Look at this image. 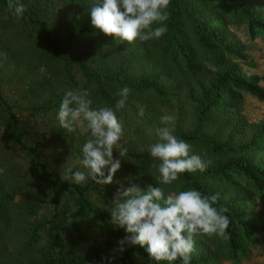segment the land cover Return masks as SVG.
<instances>
[{
    "label": "trees",
    "instance_id": "trees-1",
    "mask_svg": "<svg viewBox=\"0 0 264 264\" xmlns=\"http://www.w3.org/2000/svg\"><path fill=\"white\" fill-rule=\"evenodd\" d=\"M19 2L26 6L22 17L0 0V140L21 148L38 180L6 186L0 176V264H182L179 259L154 261L139 245L126 243L118 251V241L129 234L111 222L117 189L158 186L148 152L157 141L139 150L131 140L124 147L126 158L113 151V158L123 162L113 176L115 191L91 178L83 183L63 179L61 159L80 163L83 140L79 132L61 128L56 118L67 90L87 89L91 107L115 108L120 90L130 88L116 115L135 111L134 139L158 126L160 113L167 112L174 118L168 125L174 126V135L207 162L203 172H185L172 185H159L165 196L193 188L204 195L218 193L215 206L229 209L224 213L230 219L229 238L198 236L191 264L236 259L254 245L264 231L249 213L256 198L264 199V167L255 160L261 150L258 127L264 124L248 123L233 103L239 93L264 101V91L255 78L243 79L229 66L236 49L219 31L243 22L251 32L264 33V0H170L163 22L167 32L130 44L91 25L93 0ZM7 84L23 88L20 101L3 94L1 85ZM22 103L35 115H52L56 125L31 130L14 110ZM0 159L8 156L0 154ZM70 214L75 228L78 219L96 220L105 241L80 234L78 248L67 245L64 236L71 235V227L65 218Z\"/></svg>",
    "mask_w": 264,
    "mask_h": 264
},
{
    "label": "clouds",
    "instance_id": "clouds-1",
    "mask_svg": "<svg viewBox=\"0 0 264 264\" xmlns=\"http://www.w3.org/2000/svg\"><path fill=\"white\" fill-rule=\"evenodd\" d=\"M170 0H93L90 7L91 25L105 35L129 44L159 39L167 32L163 23L168 19ZM8 10L22 17L26 6L19 0H7ZM7 19V17H5ZM154 24L159 26L153 27ZM6 56V53L2 54ZM131 89L124 87L118 95L115 108H93L87 89L67 90L62 99L57 120L68 132L79 130L87 136L82 146L80 164L87 171L65 170L63 179L83 183L91 178L95 183L106 185L120 168V159L113 158V150L123 136V126L116 112L125 107ZM139 115H144L141 107ZM165 126L156 130L157 142L149 145L153 158L152 167L158 175L154 177L158 186L141 189L136 184L118 189L111 208V222L129 235L118 241V251L126 243L145 247L148 257L154 261L191 264L195 252L196 238L201 235L229 237L226 229L230 219L224 213L225 206L216 207L219 194L204 195L199 190L188 189L165 196L159 185H172L185 172H203L207 162L192 153V145L174 135V120L170 115L160 118ZM119 157L126 158L127 148H119Z\"/></svg>",
    "mask_w": 264,
    "mask_h": 264
},
{
    "label": "rangeland",
    "instance_id": "rangeland-1",
    "mask_svg": "<svg viewBox=\"0 0 264 264\" xmlns=\"http://www.w3.org/2000/svg\"><path fill=\"white\" fill-rule=\"evenodd\" d=\"M219 32L221 36L233 44L236 49V55L231 59L229 66L232 67L233 71L243 79L255 78L257 80L256 85L264 91V33L257 29L251 32L248 25L243 22L228 24L225 29L220 30ZM28 80H30V78ZM1 89L3 94L11 102L21 100L23 88H17V85L13 84H7L1 85ZM233 104L237 105L236 109L238 110V114H240V116H242V118L248 123L258 125L264 124V101L247 93H239ZM22 106L24 107H15L14 110L21 119L26 121L31 130L44 131L56 125L57 120L52 115H35L25 109V103H22ZM164 115L170 114L162 112L160 113L159 118ZM189 115L190 114L187 113V117H190ZM117 118L122 123L123 136L118 142L117 149L113 150L115 152L121 147L124 148L128 145L131 146L129 144L131 140H133V144L135 143V146H137L139 150H144L148 144L157 141L156 130L165 126H161L162 123L160 120L158 126L145 130L140 136L134 139L135 136L133 135V132L134 128L137 126V115L135 114V111L132 108H129V110L121 113V115H117ZM73 132H79V130ZM253 132L254 130H252V133ZM258 133L260 134L259 148L261 150L255 160L256 164L264 167V127H258ZM85 138H87V136H83L80 147H82L86 140ZM201 151L202 150H200V152ZM0 154L8 156V159H0V176L4 180L6 186L11 184L18 185L20 182L22 185L31 181L37 183L38 175L32 174L33 172L29 167L28 159L19 146L8 141L0 140ZM121 163L123 162L120 161V164ZM60 164L59 165L63 170L77 166V170L87 171L80 163L67 158H62ZM89 179L90 178L87 180ZM240 179L243 181L244 177H241ZM113 182L114 180L106 185L112 186V191H115ZM116 192L117 191H115V194ZM18 199L19 197L17 195L14 201H17ZM98 204L100 203L98 202ZM249 213L254 215V218L259 221L258 225L264 229V199L256 198L255 203L249 209ZM70 217L71 214L67 215L65 218V223H68L71 227V235L64 236L67 245L78 248L77 246L81 241V239H79L80 234L90 240H96L101 244L105 241V232L96 220L91 217L78 219L76 220L77 228H75V225L70 223ZM219 264H264V231L257 238L256 243L248 246L236 259L222 260Z\"/></svg>",
    "mask_w": 264,
    "mask_h": 264
}]
</instances>
